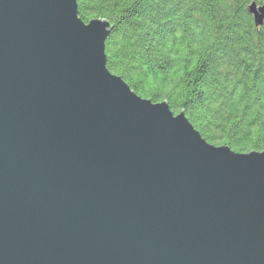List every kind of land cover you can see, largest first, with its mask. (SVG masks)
<instances>
[{
	"label": "water",
	"instance_id": "water-1",
	"mask_svg": "<svg viewBox=\"0 0 264 264\" xmlns=\"http://www.w3.org/2000/svg\"><path fill=\"white\" fill-rule=\"evenodd\" d=\"M111 27L0 0V264H264V151L137 95L106 67Z\"/></svg>",
	"mask_w": 264,
	"mask_h": 264
},
{
	"label": "trees",
	"instance_id": "trees-1",
	"mask_svg": "<svg viewBox=\"0 0 264 264\" xmlns=\"http://www.w3.org/2000/svg\"><path fill=\"white\" fill-rule=\"evenodd\" d=\"M264 0H77L105 18L106 67L139 96L167 101L200 135L236 152L264 151Z\"/></svg>",
	"mask_w": 264,
	"mask_h": 264
}]
</instances>
